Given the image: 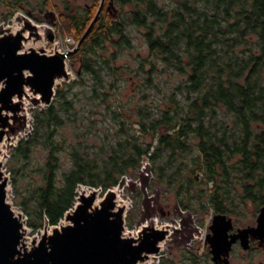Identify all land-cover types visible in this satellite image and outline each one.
<instances>
[{"label": "trees", "instance_id": "obj_1", "mask_svg": "<svg viewBox=\"0 0 264 264\" xmlns=\"http://www.w3.org/2000/svg\"><path fill=\"white\" fill-rule=\"evenodd\" d=\"M116 1L119 20L95 23L73 58L77 78L34 109L6 164L34 233L59 225L80 186L136 179L147 158L192 212L233 205L237 190L255 188L241 183L264 182V0ZM132 29L147 48L134 68L119 61L134 48ZM61 32L79 40L84 29ZM129 85L131 107L119 101ZM200 263L186 251L159 264Z\"/></svg>", "mask_w": 264, "mask_h": 264}, {"label": "water", "instance_id": "obj_2", "mask_svg": "<svg viewBox=\"0 0 264 264\" xmlns=\"http://www.w3.org/2000/svg\"><path fill=\"white\" fill-rule=\"evenodd\" d=\"M104 1L80 41L67 52L47 53L44 48L25 46L33 39L41 40L37 27L24 24L13 31L0 26V264H145L157 259L169 228H157L154 222L143 226L138 237L124 236L126 206L118 202L114 189H109L98 202L99 190L83 189L78 202L65 214V224L50 226L46 220L40 236L27 235L22 213L8 201L10 178L3 171L1 146L15 148L12 141L29 128L23 98L28 97L35 108L52 104L60 82L72 79L67 59L79 50L100 17ZM50 42L54 36L49 35ZM32 94V95H30ZM10 114H13L10 115ZM20 119L19 125L11 123ZM264 226V212L259 217ZM231 219L215 215L211 224L212 253H228V230ZM231 244V241L228 243Z\"/></svg>", "mask_w": 264, "mask_h": 264}, {"label": "rangeland", "instance_id": "obj_3", "mask_svg": "<svg viewBox=\"0 0 264 264\" xmlns=\"http://www.w3.org/2000/svg\"><path fill=\"white\" fill-rule=\"evenodd\" d=\"M3 0V7H1L0 0V11L5 10L7 7V3ZM11 7H14L10 4ZM13 12H17L16 9ZM15 20L12 15L9 20H5L3 26L7 28L11 27L12 30L16 31L18 27H20L19 21L13 22ZM0 18V22H1ZM50 33L58 34V36H70L65 35L61 31L58 32L57 29H48ZM130 37H132L134 48L133 50H126L124 55L120 58V63L124 65H128L134 68L136 57L138 53L142 57H145L147 54V48L145 46V40L142 34V31L132 29L129 31ZM43 38L38 40L37 42L43 44V47L47 53L51 52L54 48V43H50L48 38L45 37V33H42ZM34 40H28L25 42L26 46H33ZM37 43V44H38ZM39 49V48H38ZM67 69L69 73L72 75V79L69 81H73L77 78V71L79 70V63L77 60L73 58L67 59ZM165 78V77H162ZM175 83V80H173ZM63 82H60L59 86ZM170 84L167 85L169 87ZM133 87L130 85L128 87H123L122 92L120 94L121 103L126 104L128 107H131L136 102L132 100ZM32 95V94H30ZM162 96L155 95V99L159 100ZM140 104H145L140 102ZM153 105V103L151 104ZM44 106V105H43ZM37 108V107H36ZM35 109L34 104L29 100L26 115H27V123L29 124V128L25 134L20 135L17 139L12 141V144L16 146L23 139L26 138L27 135L33 130V111ZM13 116V114H10ZM11 123L14 125L20 124V119L14 122L11 119ZM134 128L137 130V134L141 135V131L139 130V125L135 124ZM157 142H154L156 145ZM8 143L4 142L2 145V154L1 158L3 162L6 164L8 159L11 156L12 150L7 149ZM196 176H199L198 180L202 178L201 173H197ZM12 188V186H9ZM117 198L119 203L125 202L126 206V216H125V235L131 237H138L139 231L143 228V226L149 224L150 222H154L157 228H169L170 233L167 239L161 243V252L156 256L157 259L151 258L145 264H159L162 259H175L179 261L181 259V255L183 252L189 251L191 254L198 255L201 259L200 264H208L207 260L204 256L205 246H204V233L208 225V221L212 217L211 210L206 214L205 212H192L189 210H185L180 207L178 196L175 191H172L166 184L159 182V180L155 177L152 171L151 161L147 158L143 161L142 166L139 171V175L136 179H132L127 177L124 181H122L117 186ZM101 188V187H100ZM116 188V187H115ZM83 189H88L87 186H80L77 190V196L75 204L77 203L78 197ZM12 190V189H11ZM100 193L97 198V201L100 202L104 195V190ZM211 192V191H210ZM239 192V190H237ZM238 196L239 193H238ZM122 200V201H120ZM8 201L13 205V209L16 212L23 213L20 206H15L13 202V194L12 191L9 193ZM74 204V205H75ZM130 221H132V226H130ZM63 224H65V218L61 220ZM27 227V235L31 238L34 235L40 236L44 229H40L37 232H33V229ZM134 233V234H133ZM134 236H133V235Z\"/></svg>", "mask_w": 264, "mask_h": 264}, {"label": "flooded vegetation", "instance_id": "obj_4", "mask_svg": "<svg viewBox=\"0 0 264 264\" xmlns=\"http://www.w3.org/2000/svg\"><path fill=\"white\" fill-rule=\"evenodd\" d=\"M7 7L0 11V26L5 20H9L13 15L16 20L20 19L24 24H32L37 27L36 34L43 38L49 35L57 39L54 32L50 33L48 29H84L82 36L85 34L90 23L94 19L98 9L103 7L99 19L96 24L105 17L119 20L122 13L120 5L116 0H5ZM12 4L14 7H11ZM3 7V0H1ZM16 9L17 12H13ZM11 26V25H10ZM93 30V29H92ZM92 32V31H91ZM90 32V34H91ZM90 34L87 36L89 37ZM76 40L75 35L67 37L73 38L75 45L82 38ZM65 38L66 36H58ZM86 37V38H87ZM85 38V39H86ZM49 40V39H48ZM50 42V41H49ZM52 43V42H50ZM43 45V44H42ZM82 45V44H81ZM74 47V46H73ZM81 48V47H80ZM79 48V50H80ZM76 51L71 58H74L79 52ZM52 53V51L50 52ZM79 63V62H78ZM198 179L199 176H196ZM240 185L255 187L252 190L239 189V195L234 200L233 205H223L222 209H213L212 217L208 221L207 228L204 233V256L208 264H264V226H260L259 217L264 212V182L250 181L243 182ZM207 214V213H206ZM215 215H225L227 219H231L232 228L228 230L227 243L224 245L228 248V253L223 251L215 256L211 247V224ZM229 241L231 244L229 245Z\"/></svg>", "mask_w": 264, "mask_h": 264}, {"label": "built area", "instance_id": "obj_5", "mask_svg": "<svg viewBox=\"0 0 264 264\" xmlns=\"http://www.w3.org/2000/svg\"><path fill=\"white\" fill-rule=\"evenodd\" d=\"M73 44H74V40H73V38H71V37H65V38L58 37V38L56 39V41H55L54 46H55L56 49H58L59 51L66 52V51L69 49V47H70L71 45H73ZM4 171H5V173H6L8 176H10V172L7 171V168H6L5 166H4ZM100 191H101V190H100ZM22 219H23L25 222H27L28 217H27L24 213H22Z\"/></svg>", "mask_w": 264, "mask_h": 264}, {"label": "bare ground", "instance_id": "obj_6", "mask_svg": "<svg viewBox=\"0 0 264 264\" xmlns=\"http://www.w3.org/2000/svg\"><path fill=\"white\" fill-rule=\"evenodd\" d=\"M15 30V29H14ZM34 42V45L33 46H26L27 47V49L28 48H34V49H38V48H41V47H43V45L42 44H40V43H38L37 41H33ZM38 43V44H37ZM28 101H29V98L28 97H24L23 98V103H24V108L25 109H27V105H28ZM120 201H122V200H120ZM122 205H125L126 206V204H125V202H123L122 203ZM126 208L128 209V207L126 206ZM127 213V212H126ZM134 234V233H133ZM132 234V235H133ZM134 236V235H133Z\"/></svg>", "mask_w": 264, "mask_h": 264}]
</instances>
